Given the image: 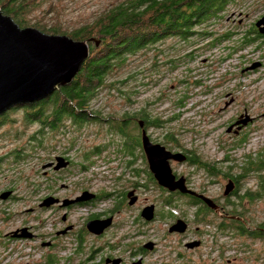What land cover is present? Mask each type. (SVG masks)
<instances>
[{
	"label": "rangeland",
	"instance_id": "374dc122",
	"mask_svg": "<svg viewBox=\"0 0 264 264\" xmlns=\"http://www.w3.org/2000/svg\"><path fill=\"white\" fill-rule=\"evenodd\" d=\"M117 1L54 0L51 14L62 28H67L90 22L96 13ZM261 5L241 4L234 8L248 12L251 19ZM40 6L39 15L47 9L45 2ZM231 8L225 5L219 13L227 16ZM30 15L38 16L34 12ZM46 16L43 13L41 17ZM224 18L194 26L193 31L203 30L204 34H193L189 44L167 37L135 50L124 66L107 76V84L90 96L85 109H98L100 116L89 114L92 118L78 127L63 119L57 132H49L47 119L44 132L48 130L50 134L38 136L36 144L41 141L44 146H36L33 152L29 146L35 142L32 137H36L37 122L22 127L23 110L15 109L10 113L12 123H0V157L6 154L0 160V192L11 190L8 198L0 199V211L7 213L6 219L1 220L0 212V229L13 230L24 224L33 226L38 235L34 240L26 237L1 244L0 264H45V256L52 255L58 247L50 252L39 243L52 237L48 235L58 228L57 221L63 213L73 230L63 242L76 250L78 240L83 238L82 252H70L68 256L72 258L62 264H93L102 255H119L128 264L140 254L142 264H264V165L237 178L234 193L222 195L227 179L243 173L248 154L249 159L259 156L264 162V68L241 71L252 59L264 61V45L255 40L239 49L237 35L222 36L227 32ZM247 23L248 19H244L242 27H247ZM234 46L236 49L231 50ZM227 93L230 95L225 96ZM230 96L233 102L224 107ZM244 110L254 116L253 121L241 133L225 132L229 122ZM131 114L150 120L144 128L153 142L172 151L191 152L199 160L213 164V175L185 162L173 161L171 168L187 176L190 189H203L215 199L224 215L213 212L193 217L195 206L150 180L142 149L140 145L135 147L134 135L139 141L140 129L128 126L123 136L116 133L120 118ZM7 130L11 138L3 134ZM170 133L172 138L167 136ZM16 137L26 150L17 161L11 153ZM56 155L68 157L69 164L60 170L42 168ZM127 159H131L132 167L125 164ZM79 163L87 168L79 169ZM139 167L143 168L136 170L135 175L132 168ZM130 189H134L137 200L128 205L125 193ZM82 190L110 195L60 210L54 205L38 206L47 195L73 198ZM150 203L154 204V218L144 221L139 212ZM170 206L172 216L167 212ZM91 215L112 216V223L101 236L80 232ZM178 215H184L189 222L184 240L199 239L200 246L186 248L181 236L167 232ZM196 227L200 229L198 235L193 233ZM61 238L66 237L56 236V245ZM149 240L154 242L152 250L138 253ZM89 251L94 259L82 262Z\"/></svg>",
	"mask_w": 264,
	"mask_h": 264
},
{
	"label": "trees",
	"instance_id": "16d2710c",
	"mask_svg": "<svg viewBox=\"0 0 264 264\" xmlns=\"http://www.w3.org/2000/svg\"><path fill=\"white\" fill-rule=\"evenodd\" d=\"M225 1L227 0H119L96 13L90 22H80L75 26L62 28L57 21L58 18H52L51 11L55 10L54 0H0L2 13L9 15L19 26H33L45 33L65 34L74 40H87L95 37L98 41L96 45L93 41L87 42L88 55L81 62L78 71L69 83L59 85L37 101L20 103L5 109L0 113V123H12L13 119L10 117V113L15 109L23 110V116L21 117L22 127L27 126V123L37 122L39 127L36 129V137H32L35 142L33 144L30 141L27 142V144H32L29 147L30 151L33 152L36 146H44L41 141L36 144L40 140V138L37 140L38 136L40 134H45L46 136L53 130L57 132L58 124L63 119L65 121L69 120L70 124L78 127L85 123L86 120H89L91 117L89 114L98 118L100 116L98 109L95 111L85 109L90 96L99 87L107 84V76L115 69L124 66L135 50L144 48L154 42L163 41L167 37L179 39L182 45L189 44L192 42L190 38L193 37V34H204L203 30L193 31V27L216 16L225 6ZM43 2L46 3L47 9L41 11V15H39L38 8H41L40 5ZM32 12L38 14V16L30 18L32 16L30 13ZM43 13H47L48 21L46 17H41ZM49 13L50 15H48ZM222 36L225 35L223 34ZM47 119L50 122V130L45 133ZM144 120L146 123L150 121ZM114 121L116 122V120ZM120 121V124L116 122V133L121 136H123L122 132H124L125 127H139L138 122L133 120V114L120 118ZM8 132L7 130L3 134L9 136ZM22 136L20 130V137ZM134 136L137 139L135 147H138L140 145L138 135L135 134ZM167 136L172 138L171 133ZM9 138L11 137L9 136ZM15 139L16 145L11 153H14V159L17 161L19 157L25 156L24 152L26 150H24L23 144L17 140L18 138L16 137ZM135 147L133 146L132 149ZM11 153L9 152L7 156L10 157ZM124 154L130 156L126 152ZM4 156H1L0 160ZM141 156L143 155L141 154ZM249 158L251 157L248 154L244 162L247 164L243 167V173L235 176V180L249 172L250 169L261 168L264 165L263 160L259 156L254 157V159ZM225 160L228 159L226 158ZM127 162L125 164L128 167L133 166L131 159H127ZM190 163H200L201 168L205 165V162L199 160L193 153H191ZM78 166L81 170L87 168L82 163H79ZM142 168H132V171H135L136 175V170H141ZM144 172L148 174L147 171ZM149 178L154 182L150 175ZM107 195L109 196L110 193L101 191L97 194V197L94 194L95 198H93H104ZM171 209H173L172 206L167 211L170 216H172ZM200 216L203 217L204 213ZM83 230L84 228L80 232L84 233L85 231L83 232ZM81 239L78 240V250L81 248Z\"/></svg>",
	"mask_w": 264,
	"mask_h": 264
},
{
	"label": "water",
	"instance_id": "95a60500",
	"mask_svg": "<svg viewBox=\"0 0 264 264\" xmlns=\"http://www.w3.org/2000/svg\"><path fill=\"white\" fill-rule=\"evenodd\" d=\"M258 31L264 33V19H259L256 23ZM88 41L98 43L95 37L87 40H74L65 34L45 33L33 26H19L9 15L3 14L0 8V113L5 109L20 103L37 101L59 85H65L70 82L72 77L78 71L81 62L88 55ZM260 63L253 62L241 71L251 70L259 66ZM227 93L225 96H229ZM233 102L230 96L224 102V107ZM264 115V112L262 113ZM254 116L249 115L244 110L238 117L225 127V132L238 133L252 122ZM140 130V146L144 154L148 169L151 172L156 183L167 191L178 190L181 193H187L202 199L209 207L216 209L218 205L209 197L196 192L186 186L184 177L181 175L175 178L169 165V160L182 162L186 155L181 151H172L158 142H152L142 127V120H138ZM236 129L232 131V127ZM55 162V163H54ZM68 160L62 155L54 156V160L42 164V168L52 167L54 170L65 168ZM235 186L231 178L223 186L222 195L227 196L232 192ZM11 194V190L0 192V199H6ZM127 204L131 205L136 201L134 189L125 193ZM94 193L88 190H82L80 194L73 198H63L60 205L67 206L80 201L90 200ZM59 199L53 195H47L38 203L39 207H48L55 204ZM139 215L145 221H150L154 216V204L150 203L143 206ZM64 216V215H63ZM63 218V217H62ZM112 217L91 218L85 222V228L88 232L99 235L110 226ZM186 222L177 218L172 222L167 230L168 232H183L186 229ZM67 226L60 232L63 233ZM20 234H12L22 237H28L25 233L26 228H20ZM13 232H16L13 231ZM199 244L198 240L185 243V246L191 248ZM152 241H146L142 247L152 250ZM120 257H114L107 260L106 264H119ZM130 264H141V259L137 258Z\"/></svg>",
	"mask_w": 264,
	"mask_h": 264
},
{
	"label": "flooded vegetation",
	"instance_id": "af4514ba",
	"mask_svg": "<svg viewBox=\"0 0 264 264\" xmlns=\"http://www.w3.org/2000/svg\"><path fill=\"white\" fill-rule=\"evenodd\" d=\"M252 1L253 2L251 3V0H227V1L224 2V5H227L228 7L229 6H233V8H231V10L229 11L228 15L227 16H224L225 17L224 18V17H222V15L220 13H218V14H216V16L211 17V21L221 20L222 18L225 19V22L227 24V32H225L224 35L225 36H231V35H235L236 36L237 35L240 38L239 41H238L239 43L237 44V46H238L239 49H240V47L242 45L244 46L245 44L250 43V42H253L255 40L261 42V44L264 45V33H260L258 31V28H257L256 24H255L259 19H261V18L264 19V0H252ZM260 3H262V5L260 7H258L259 10L251 17V19L248 17V12H246V11L243 12V11H241L242 9H240V8L237 9V10H235V8H234V7L240 6L241 4H243V7H247V6H249V7H253V6L257 7ZM244 19H248L247 27H245V28L242 27V25L244 23ZM233 49H236V47L235 46L234 47H231V50H233ZM253 62L260 63L259 66L257 67L258 69L264 68V61H262L261 58H256V59L250 60L248 62L249 64L247 63L248 65H246L245 67L249 66ZM245 67H243V68H245ZM239 114H241V113L240 112L237 113V115L229 122V124L232 123L238 117ZM133 120L134 121H137V122H138V120H143L144 121V123L142 121V127L143 128H144V126L147 125L146 121L143 118L142 119L139 118V116L133 115ZM250 123L251 122H248L247 125H249ZM246 126H243L238 131V133L243 132V130L245 129ZM234 129H236V126H233L232 127V131ZM229 133H233V132H229ZM238 133H233V134H238ZM139 143H140V136H139ZM184 153L186 155V159L184 161L180 162V163H177V164H182L183 162H185L184 164H188V165H190V166H192L194 168H201L200 163H190V161H191V152L186 151ZM66 159H68V158H66ZM173 161L174 160H172V159L169 160L170 167L173 164V163H171ZM143 164H146L147 165V163H143ZM147 168H148V165H147ZM203 168L205 169V172H206L207 175H209V174L210 175H213L216 172V170L213 167V164L212 163H205V165L203 166ZM51 169H52L51 167H47L46 168V171L47 170H51ZM171 170H172V168H171ZM148 171H149V169H148ZM172 173L175 175V178H178L179 176L182 175V174H177V173L173 172V170H172ZM149 175H150V177L153 178V176H152V174H151L150 171H149ZM182 176L184 177V181H185L186 186L187 187H190L187 176H184V175H182ZM232 180L235 183V186H234V188L232 190V193H234L235 190H236L237 180H235L234 178ZM203 191H204L203 189H199L198 193H201V194H203V195L211 198L218 205V207L216 209H212L211 207H209L202 199L197 198V197H195L193 195H190V194H187V193H181L178 190L169 191V194L170 195H173L174 197H177L178 199L184 200V202L186 204H188V205L195 206L196 208L194 210L193 217L195 215H197L199 217V215H201L202 213H204V214H210V213H213V212H221V215H224L225 213L222 214V211H223L222 207H220V205L216 202V200L213 199L212 197H210L208 194L204 193ZM94 194H95V197H97V194L98 193H94ZM180 195H183V197H181ZM57 198L59 199V201L57 203H55V204H52V205H54L55 208H57L59 210L60 209H66L68 206L72 205V204H69L67 206H62V205H60V201L63 198H59V197H57ZM94 198H91L90 200H92ZM136 200H137V198H136ZM86 201H89V200H86ZM80 202H85V201H80ZM76 203H78V202H76ZM52 205H50V206H52ZM50 206H48V207H50ZM1 214H2V217H1L2 219L1 220H5L7 213L4 211V209H2ZM91 216L92 217H90L89 219H91V218H105V217H107V216L102 217L100 215H99L100 217H97L96 215H91ZM108 216H111V215H108ZM153 218H154V216H153ZM177 218H180V219H182V220H184L186 222V224H187L186 225V229L183 232H180V233L179 232H169V233H172V234L181 236L182 237V240H183V246H185V243L186 242L193 241V240H197V239L184 240L185 236H187V233L189 231V226H188V223L189 222L185 218L184 215L174 216L172 222H174ZM57 222H58V225H59L58 228L54 230L53 234L48 235V237H50V236H52V237L49 238V239H46L45 241H42L41 240V242L39 243V246L40 247H43L45 249H48L50 252L55 247H58V249H56V251L53 252L52 255L45 256V261H44L45 264H57L58 262H60L62 264L63 261L68 262L69 259L72 258V257L68 256V254L70 252H71V254H79L80 252H82V249L81 248H80V250H78V248L75 250V246H68L67 244H65L63 242V240L66 241V239L69 237V235L72 234L71 232H73L72 225L67 223L66 214L63 213L61 215V217H60V220H58ZM111 223H112V220H111ZM67 226H70V228H68L65 231H63V233L60 232L61 230H64ZM23 227L26 228L25 233L30 234V236L27 237L28 239L34 240L35 238H37L38 235H37V233L35 231H33V229H32L33 226L31 227V226H25L24 224H22V225L20 224L15 229H13V230H10L9 229V230H6V231H2L0 229V245L1 244L5 245L4 242L10 243V242H12L14 240H22V239L26 238V237H22V236L12 235V234H20L21 233L20 228H23ZM15 230H16V232H13ZM104 230L102 231L101 234L95 235V236H101L103 234ZM84 231L85 232L87 231L85 227H84ZM167 232H168V230H167ZM88 233H90V232H88ZM193 233L196 234V235H198L200 233V229H198L196 227L193 230ZM90 234H92V233H90ZM58 235H63L66 238L65 239L64 238H61L60 240L58 239L57 245H56L55 238ZM92 235H94V234H92ZM76 237L77 236H75V238ZM198 241H199V239H198ZM153 244H154V242H153ZM200 245H201V241H200L199 246ZM99 248H100V246L97 247V251H98ZM186 248H188V247H186ZM145 250H147V249L143 248L142 245H141V248L138 249V253H146ZM90 251L88 252V254L84 255V257L82 258V262H90L91 260L94 259L93 257L89 256L90 255ZM65 252L67 253V255H66ZM140 255H138L135 259L132 257L131 261L128 264H130L132 261H135L137 258H140L141 259L142 257ZM114 257H120L121 258V261H120L119 264H125V258L124 257H121L119 255H116V256H113V255H109V256H107V255L98 256L96 262L93 263V264H106V261L107 260H111ZM107 264H109V263H107ZM141 264H142V261H141Z\"/></svg>",
	"mask_w": 264,
	"mask_h": 264
}]
</instances>
